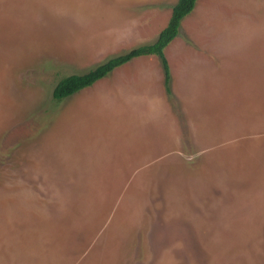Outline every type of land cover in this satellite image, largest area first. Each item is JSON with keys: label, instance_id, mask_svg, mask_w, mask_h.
Segmentation results:
<instances>
[{"label": "rangeland", "instance_id": "rangeland-1", "mask_svg": "<svg viewBox=\"0 0 264 264\" xmlns=\"http://www.w3.org/2000/svg\"><path fill=\"white\" fill-rule=\"evenodd\" d=\"M0 0V264H264V0Z\"/></svg>", "mask_w": 264, "mask_h": 264}, {"label": "trees", "instance_id": "trees-1", "mask_svg": "<svg viewBox=\"0 0 264 264\" xmlns=\"http://www.w3.org/2000/svg\"><path fill=\"white\" fill-rule=\"evenodd\" d=\"M195 2L196 0H176L171 6L170 15L165 26L158 32L152 42L134 46L123 53L111 56L87 72L72 73L61 77L52 89V98L61 100L70 96L76 91L91 85L96 80L105 77L113 69L134 58L147 55L158 57L162 68L164 89L169 94L170 69L164 55V48L179 34L180 23L193 10Z\"/></svg>", "mask_w": 264, "mask_h": 264}]
</instances>
